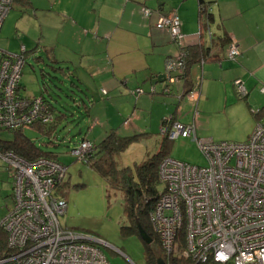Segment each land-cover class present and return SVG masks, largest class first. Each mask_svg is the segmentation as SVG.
I'll return each instance as SVG.
<instances>
[{"label":"built area","instance_id":"obj_1","mask_svg":"<svg viewBox=\"0 0 264 264\" xmlns=\"http://www.w3.org/2000/svg\"><path fill=\"white\" fill-rule=\"evenodd\" d=\"M13 1L0 0V28ZM142 13L148 18L152 10L143 6ZM180 24L177 14L171 12L160 15L155 27L168 31L181 48L186 46V37ZM206 30L211 38L209 28ZM24 51V46L18 54L0 49V130L48 126L55 121L54 110L43 96L21 94ZM239 53L238 45L230 42L227 58ZM183 56L166 59L169 82L181 78ZM234 85L240 96L246 94L241 80ZM198 87L185 93L192 121L186 124L165 116L159 128L160 135L169 140L190 138L207 162L197 166L166 156L159 163L157 198L149 220L163 260L167 264L177 256L195 264H264V123L258 122L243 142L200 139ZM132 92L143 90L137 87ZM93 148L94 143L84 137L71 154L88 163ZM0 160L11 173L13 199L0 223L5 233L0 241V264H109L96 245L97 238L59 222L67 210V200L58 192L66 175L64 164L48 156L28 160L1 149Z\"/></svg>","mask_w":264,"mask_h":264},{"label":"crops","instance_id":"obj_2","mask_svg":"<svg viewBox=\"0 0 264 264\" xmlns=\"http://www.w3.org/2000/svg\"><path fill=\"white\" fill-rule=\"evenodd\" d=\"M26 1L15 0L12 8L19 6L25 15H28L26 9L29 7L37 10L33 0ZM201 1L210 13L209 23L199 14V0H48L54 10L53 15L33 12L34 17L39 14L50 17L49 20L38 17L35 28L38 42L29 49L21 46L25 48V55L28 52H43L51 63L48 62L50 68L68 79L75 91L83 94L84 101L80 96L73 95L70 100L74 108H82V112H75L82 117L86 115L90 119V110L100 89L106 96L110 94V100L133 103L130 121L129 117L118 113L112 115L118 117L112 123L111 116L107 115L97 131L102 139L112 130L123 135L145 133L140 141L131 144L127 150L132 146H145L144 154L148 156L156 150L161 140L159 128L165 116L172 115L173 120L186 124L192 121L193 111L190 114L188 108L191 106L184 95L197 84L200 92L198 103L204 99V105L215 99L222 102L219 105H224L225 109L232 107V112L237 113L245 108L256 117L264 116V0ZM143 6L152 10L150 17L143 16ZM171 12L180 19V29L186 37L184 47L201 42L210 49L209 56L191 65L187 83L183 77L170 82L167 79L153 81L159 74H165L166 77V59L184 53L168 31L155 27L160 15ZM8 16L0 31L7 23ZM53 18L70 27L69 35L61 41L57 37L46 40L42 33L48 27H58L56 22H52ZM206 28H209L211 38ZM57 31L60 32V28ZM46 35L48 38L49 34ZM230 42H235L240 50L239 55L232 59L226 56ZM127 76L130 79L127 80ZM235 80L242 81L246 90L244 96H239L236 91ZM137 87L143 92L130 93ZM78 100L81 102L76 103ZM53 110L55 115L60 116L58 123L65 120L67 115L74 114H68L61 108L56 111L53 107ZM177 111H185L187 115L176 117ZM200 118L198 110L196 122L199 132L202 131ZM92 124H97V120H93ZM253 129L250 128L249 132ZM53 130L50 129L46 134L51 135ZM78 132L79 139H89L81 130ZM7 172L10 181L6 193H10L11 208L12 178L8 168Z\"/></svg>","mask_w":264,"mask_h":264},{"label":"rangeland","instance_id":"obj_3","mask_svg":"<svg viewBox=\"0 0 264 264\" xmlns=\"http://www.w3.org/2000/svg\"><path fill=\"white\" fill-rule=\"evenodd\" d=\"M33 1L37 10L32 7L25 8L28 15H25L19 6H14L9 10L6 15V17L9 15L8 21L0 31V49L18 54L21 45L29 49L38 42V33L35 30L38 17L41 20H49L50 17L42 15H53L54 10L49 6L48 0ZM53 1L51 0V2ZM34 11L42 13V15L34 17ZM52 22H56L58 27H48L43 29L42 33L46 40H54L57 37V40L61 41L70 32V27L56 18H53ZM59 28L60 32L57 31ZM46 34H49L48 38ZM37 47L39 50V46ZM31 53L28 52L25 55V64L21 75V94L36 96L42 92L43 97L52 103L56 111L61 108L68 114L74 113L72 116L67 115L65 120L56 124L51 135L28 126L23 127L21 131L40 148L52 152L55 159L67 168L63 180L65 182L61 183L58 192L67 200L68 207L66 213L59 217V222L64 227L97 238L99 242L96 245L101 249L109 264H145L142 240L137 235L123 236L120 232L122 225H128V220L122 209V194L118 190L114 191V189L108 188L104 179L90 167V164L77 160L71 154V150L78 144L79 130L81 133L87 134L89 139L99 142L102 140V136H99L97 130L106 116H111L112 123H114L118 117L112 115L122 113L126 118L129 117L130 121L132 118L130 117L131 104L133 105V103H121L118 99L110 100V94L106 96L105 92L100 89V94L96 96L95 104L90 110V119L86 115L82 117L80 113H75L76 111L82 112V108H74L70 96H80L84 101L83 94L75 91L68 79L50 68L49 60L43 52ZM126 79H130V76H127ZM84 93L88 95L86 91ZM240 100L245 101L244 99ZM203 101L204 99L197 106L201 117L202 131L198 130L200 139H211L215 142H243L251 134L250 128L255 127L258 122L264 123V116L256 117L246 111L244 107L243 110L236 113L232 112V107L225 109L224 105L220 106L219 104L222 102L219 103L215 99L204 105ZM76 103H79V100ZM188 104L190 105L189 102ZM188 110L191 114L192 108L189 107ZM175 115L184 117L187 113L177 111ZM93 120H97V124H92ZM12 136V131L2 130L0 132L1 139L10 140ZM49 140L52 143H48ZM141 141L148 142L149 139ZM144 151L145 146L144 148L132 146L119 155L118 162L124 166L140 163L147 157ZM169 156L174 160L191 165L203 166L207 163L202 152L190 138L177 137L173 139ZM9 181L6 165L0 160V223L7 215L11 205L10 193H6Z\"/></svg>","mask_w":264,"mask_h":264},{"label":"trees","instance_id":"obj_4","mask_svg":"<svg viewBox=\"0 0 264 264\" xmlns=\"http://www.w3.org/2000/svg\"><path fill=\"white\" fill-rule=\"evenodd\" d=\"M14 2L15 0L13 4ZM24 2L27 1L24 0ZM199 14L204 17L208 23L210 22V13L207 12L206 4L201 0H199ZM181 51L185 53L183 56L184 72L181 74V77H183L184 82L187 83L189 81L188 75L191 65L198 59L209 56L210 49L199 42L192 47L183 46L181 47ZM23 53L25 55L26 51ZM37 58L42 59L40 57ZM70 98L72 100V96H70ZM79 102H81V100H79ZM62 114L64 113L62 112ZM59 118L60 116L55 115L53 124L48 126L36 125L33 127H36L37 130L43 133H48L50 129H54L56 124H58L57 120ZM2 130H0V132ZM7 131H12L13 136L10 140L0 138L1 150H12L28 160H33L41 156H48L55 159V155L52 152L43 150L34 141L26 137L21 132L22 129ZM145 135V133L123 135L116 132V130H112L99 142L94 143L90 140L94 143V148L90 153L88 164H90V167L104 179L108 188L114 189V191L118 190L122 194V209L128 220V225H122L120 227L121 234L123 236L137 235L140 238L138 227L144 230L152 239L151 243L147 244L140 238L144 244L145 264H157L158 258L164 259L165 257L163 256L158 242V237L151 226L149 213L154 207L157 198L159 163L164 157L169 156L173 140H169L167 137L162 136L156 150L148 154L146 159L140 163H134L132 166H124L120 165L118 162L119 155L131 144L140 141L141 137ZM49 142L52 143L51 140H49L48 143ZM4 239L5 233L0 230V241H4ZM178 240V245L181 246L183 243L182 234H180ZM167 264H195V262L190 258L173 256L167 260ZM205 264L215 263L208 261Z\"/></svg>","mask_w":264,"mask_h":264},{"label":"water","instance_id":"obj_5","mask_svg":"<svg viewBox=\"0 0 264 264\" xmlns=\"http://www.w3.org/2000/svg\"><path fill=\"white\" fill-rule=\"evenodd\" d=\"M164 79H167L165 77V74H159L157 76V78L155 80H153L154 82H156L157 80H160V81H163ZM138 230H139V235H140V238L142 240H144L147 244H150L152 239L144 232V230H142L140 227H138ZM157 264H165L163 258H158L157 259Z\"/></svg>","mask_w":264,"mask_h":264}]
</instances>
